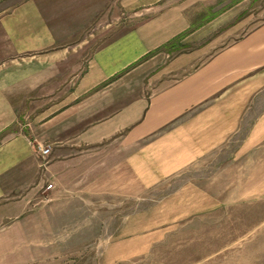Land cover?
<instances>
[{
    "label": "crops",
    "instance_id": "obj_1",
    "mask_svg": "<svg viewBox=\"0 0 264 264\" xmlns=\"http://www.w3.org/2000/svg\"><path fill=\"white\" fill-rule=\"evenodd\" d=\"M214 1L0 0V264H50L51 245L62 244L28 232L51 223L18 220L43 179L87 185L127 176L151 187L239 133L264 87V22L212 55L204 47L178 56L167 66L177 77L137 92L139 64L185 37ZM121 17L138 23L121 28ZM249 133L240 148L264 141V112ZM150 245L111 244L105 262Z\"/></svg>",
    "mask_w": 264,
    "mask_h": 264
},
{
    "label": "rangeland",
    "instance_id": "obj_2",
    "mask_svg": "<svg viewBox=\"0 0 264 264\" xmlns=\"http://www.w3.org/2000/svg\"><path fill=\"white\" fill-rule=\"evenodd\" d=\"M108 9L110 4L104 12ZM207 19L212 20L208 26ZM262 22L264 0H215L201 8L178 48L139 64L138 95L158 91L167 78L177 77L167 66L178 56L204 47L212 55ZM258 94L226 147L178 176L151 187L127 176L105 175L103 182L87 185L43 179L39 197L18 220L51 223V231H28L62 243L51 245L50 264H109L105 255L111 244L133 250L138 240L151 243L145 253L115 264H264V141L240 148L264 112V87Z\"/></svg>",
    "mask_w": 264,
    "mask_h": 264
},
{
    "label": "trees",
    "instance_id": "obj_3",
    "mask_svg": "<svg viewBox=\"0 0 264 264\" xmlns=\"http://www.w3.org/2000/svg\"><path fill=\"white\" fill-rule=\"evenodd\" d=\"M183 37L184 35L177 37L176 39L165 45V47H163L161 50L167 51L178 48V43L182 40Z\"/></svg>",
    "mask_w": 264,
    "mask_h": 264
},
{
    "label": "built area",
    "instance_id": "obj_4",
    "mask_svg": "<svg viewBox=\"0 0 264 264\" xmlns=\"http://www.w3.org/2000/svg\"><path fill=\"white\" fill-rule=\"evenodd\" d=\"M37 151L39 152V154L41 155V157L45 158L47 156H49L50 154V149L49 148H44L42 147L41 145H38V149ZM52 189V186L51 185H48L47 186V190H50Z\"/></svg>",
    "mask_w": 264,
    "mask_h": 264
}]
</instances>
